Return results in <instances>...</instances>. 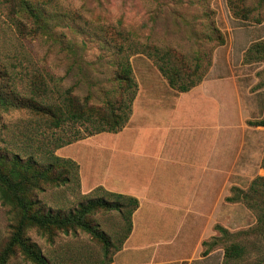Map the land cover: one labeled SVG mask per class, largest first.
<instances>
[{"label":"rangeland","instance_id":"obj_1","mask_svg":"<svg viewBox=\"0 0 264 264\" xmlns=\"http://www.w3.org/2000/svg\"><path fill=\"white\" fill-rule=\"evenodd\" d=\"M17 1L0 0L2 164L8 172L20 170L17 163L28 169L29 159L37 164L38 182L21 185L36 209L68 211L84 197L114 199L117 193L129 203L122 211L89 215L114 243L110 261L80 228L63 232L24 224L23 236L47 264H264V222L244 198L254 180L264 194V125L254 124L264 120V61L246 54L264 40V0H28L29 9ZM122 56L129 58L136 82L129 120L138 98L144 104L160 93L207 89L225 105L226 122L245 127L240 158L250 164L242 163L235 174L228 165L218 182L211 177L207 207L201 215L189 214L181 230L177 209L146 202L129 243L139 206L133 210V196L100 184L108 163L106 133L116 131L88 134L116 125L112 103L133 97L115 76ZM183 62L192 65L190 79L200 82L187 91L170 84L162 70ZM66 96L86 101L87 118L67 116L74 103ZM44 164L52 165L47 172ZM21 178L14 177L17 183ZM62 178L68 180L57 184ZM167 186L175 187V180ZM232 195L239 199L228 200ZM22 218V206L4 204L0 196V253ZM232 243L245 253L228 263L224 248ZM6 264L36 263L18 245Z\"/></svg>","mask_w":264,"mask_h":264},{"label":"crops","instance_id":"obj_2","mask_svg":"<svg viewBox=\"0 0 264 264\" xmlns=\"http://www.w3.org/2000/svg\"><path fill=\"white\" fill-rule=\"evenodd\" d=\"M208 93L195 87L174 96L160 93L144 104L138 98L128 124L106 133L108 163L100 184L140 203L128 243L146 202L177 209L181 230L189 214L201 215L207 207L211 177H218V182L228 165L231 174L242 169L246 129L226 122L225 105ZM243 164V168L250 166ZM172 179L173 188L167 186ZM165 216L169 219V213Z\"/></svg>","mask_w":264,"mask_h":264},{"label":"trees","instance_id":"obj_3","mask_svg":"<svg viewBox=\"0 0 264 264\" xmlns=\"http://www.w3.org/2000/svg\"><path fill=\"white\" fill-rule=\"evenodd\" d=\"M17 2H21L23 8L29 9V7L31 6L28 0H18ZM246 54L247 56H255L260 54L262 60L264 61V40L259 41L251 46L247 50ZM191 66L192 65L188 62H183L180 64L170 63L168 65H165L164 68L162 67V70L168 78L170 84L176 86L180 91H187L200 83L196 80L190 79ZM115 76L119 80L120 87L122 86L125 88V86H127L130 89L131 93H133V97H131L128 102H124V100L121 101L118 99L114 102V104L112 103L113 117H115V120L120 119V121L116 125H108L107 127L89 131L88 134L90 135L99 133L103 130H113L118 132L125 126V123L129 120L130 106L132 104L134 93L136 91V82L134 81V78L132 76L131 64L128 57L122 56L118 60ZM66 100L70 103H74V105H71V108L67 110L66 113L70 119L82 120L83 118H87L88 112H90V108L84 109V106L86 104L85 100H81L80 98L71 96H66ZM121 113L125 114V116L121 115ZM254 124L264 125V120L256 121L254 122ZM36 165L37 164L32 159H29V167H27L28 169H24L23 165L17 163V166H19L21 169H14L8 172L5 163L2 164V161L0 159V196L3 200V203L15 204V202H18L23 208V218L20 225L18 226L17 231L10 238L8 244L0 253V264H6L8 257L11 254L15 253L18 245L23 250H25V252L29 255V258H31L34 263L47 264L46 259L40 253L38 247L34 243L29 241L28 238L23 236L22 229L24 227V224L26 223L37 226L44 230L57 229L63 232H69L70 230L75 231L76 229L80 228L90 234L93 240H96L101 244L104 261H110V253L111 249L114 247V243L112 242L110 236L105 231H103L98 223L94 222L89 217V215L91 212L100 209L122 211V209L124 207H127L129 203L121 198H126L127 196L118 193L114 195V199H108L104 196H87L84 197L83 200L78 202L76 207L68 211H52L50 209L49 211H47L36 209L33 202L29 200L30 196L23 189H21L22 184H25L27 182H38V180L40 179V176L38 174L33 173V169ZM40 166L42 172H47L48 168L52 165L44 164ZM14 177H22L20 183H17ZM67 180L68 179L66 178L59 179L57 184L64 183ZM256 185L257 180H254L249 191H247V193L245 192L244 198L247 200L248 206L252 207L258 212L261 222H264V203H262L261 201V199H264V194H260L258 192V187H256ZM233 190H235V187L232 189V191ZM237 190L239 193V189ZM234 192L235 191H233V193ZM234 196L232 195L227 199L230 201L239 199V195L235 197ZM253 197L256 198H254L253 203H251V198ZM129 201L131 202L133 210L139 206V202L135 197H129ZM244 253V247L238 243H232L225 246L224 248V256L228 263H231L233 260H239L243 258Z\"/></svg>","mask_w":264,"mask_h":264}]
</instances>
